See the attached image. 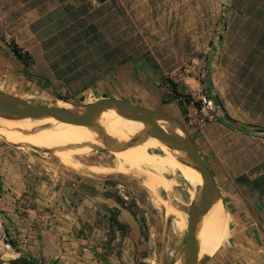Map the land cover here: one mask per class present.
I'll return each mask as SVG.
<instances>
[{
	"label": "rangeland",
	"instance_id": "rangeland-1",
	"mask_svg": "<svg viewBox=\"0 0 264 264\" xmlns=\"http://www.w3.org/2000/svg\"><path fill=\"white\" fill-rule=\"evenodd\" d=\"M133 1L142 3L134 15L129 14L126 36L86 37L83 44L90 49L84 50H28V76L21 72L13 74L17 68L7 62L10 49L0 50V91L28 103L55 105L62 101L79 107L95 101L93 96H75L62 86L76 89L89 78L101 83V79L109 77V71L122 69L128 72V79L115 95L122 94L129 102L179 119L200 147L207 165L218 172L263 171L264 0H129ZM11 30L0 24V39L8 48L16 43L9 34ZM194 57L200 61L192 63ZM65 78L71 81L63 84ZM187 79L190 85L185 87L182 82ZM203 85L208 87L211 98L220 103V110L216 108L218 118L210 120L214 121L211 126L205 129L208 121L198 130L188 122L186 108L189 101H195ZM139 87L145 92L143 96L142 92L133 91ZM99 95L95 91V96ZM160 121L166 120L157 119ZM67 125L73 139L47 141L58 145L53 149L37 146V139L27 146L0 134V224L2 220L9 224L4 212L19 210L23 214L25 209L36 207L60 222L59 202L69 197L71 183L79 173L85 179L84 186L104 183L107 194L127 196L123 200L137 215L146 236L153 229L163 231V236L157 235L159 240L163 239L161 248L178 251L186 236L190 202L198 194V187L193 189L185 179L186 168L170 169L159 175L155 189L151 190L145 184L146 167L141 172H122L114 153L99 148L103 142L95 137L105 138L112 130L82 133L73 124ZM144 129L142 125L139 131ZM65 152L71 161L64 162L56 155ZM150 152L163 154L158 148ZM257 164L259 168L250 171ZM225 217L228 224L226 213ZM4 232L0 225V253L4 250L3 241L15 240ZM211 251L212 246L208 248L209 254ZM205 258L210 255L200 258L199 264Z\"/></svg>",
	"mask_w": 264,
	"mask_h": 264
},
{
	"label": "crops",
	"instance_id": "crops-1",
	"mask_svg": "<svg viewBox=\"0 0 264 264\" xmlns=\"http://www.w3.org/2000/svg\"><path fill=\"white\" fill-rule=\"evenodd\" d=\"M140 3L129 0H0V24L12 29L9 34L15 37L16 43H23L25 46L20 47L26 51L84 50L90 49L83 44L86 37L126 36L129 14L134 15ZM6 49H10L8 44L0 39V50ZM7 62L17 68L13 74L22 73L23 66L12 52L8 54ZM121 70L109 71V77L101 79V83L96 78H89L76 89L71 85L61 88L72 91L75 96H93V100L102 97L127 100L122 94L115 95L128 79V72ZM70 81L65 78L63 84ZM182 83L185 87L190 85L188 79ZM139 89L133 91L138 90L143 96L142 87ZM95 91L101 95L95 96ZM107 91L111 93L102 94ZM213 100L219 107L220 103L215 98ZM213 123L209 121L205 129ZM196 148L205 161L200 147ZM259 165H254L250 171L258 169ZM207 166L217 185L228 224L226 220L214 252L208 254L210 258L203 264H264V170L250 174L218 172L212 165ZM84 183L85 179L78 173L71 183L69 197L59 202L57 215L60 222L37 207L27 208L23 214L19 210L4 212L9 217V224L2 220L0 225L9 237L16 240L18 249L3 241L0 264H8L20 255L29 256L38 264H52L54 261L57 264H172L179 258L184 242L178 251L176 248L162 249L163 239L159 240L157 235L163 236V231L153 229L146 236L137 215L123 200L127 196L119 194L124 201L122 204L109 193L107 195L104 183H94L93 186H84ZM111 210L117 211L116 218L124 231L110 222ZM176 251L177 256L174 255Z\"/></svg>",
	"mask_w": 264,
	"mask_h": 264
},
{
	"label": "bare ground",
	"instance_id": "bare-ground-1",
	"mask_svg": "<svg viewBox=\"0 0 264 264\" xmlns=\"http://www.w3.org/2000/svg\"><path fill=\"white\" fill-rule=\"evenodd\" d=\"M57 105L71 112H83L84 110L83 106L68 105V103L62 101L57 103ZM11 121L15 125H12ZM158 123L171 133L182 134L181 129L171 122L160 121ZM67 124L72 123L61 122L53 115L29 117L0 113V134L3 137L13 141H19L27 146H30L28 144L29 142L37 139L39 142H37V146L51 149L58 148V145H53L47 141L58 142L73 139L74 134ZM73 125L82 133L91 131L104 133L105 131L112 130L111 133L106 134L108 136L105 138L95 137L100 142H103L102 144L100 143L99 148L108 149L114 153L120 162L119 169L121 171L130 169L141 172V168L146 167L147 169L144 170L147 175L145 184L151 190L155 189L159 175L163 176V173L170 169L179 168L184 171L186 168V181L193 189L197 186L198 190L196 192H199L201 176L189 164L187 155L178 149L163 145L154 137H143L139 131L142 128V124L118 112L114 107L100 111L87 124ZM130 140H133V142L130 143ZM79 148L84 149L85 147L79 145ZM154 148L160 149L163 154H152L150 150ZM56 155L64 162L71 161L67 152ZM91 168L95 171L102 169L98 167ZM167 180V178L166 180L164 179L165 183L168 182ZM225 222V212L220 199L217 198L194 227L197 241V259L207 256L210 253L208 252V248L211 246L212 252H214V247L217 245L216 242L221 236ZM172 264H182L181 258L175 259Z\"/></svg>",
	"mask_w": 264,
	"mask_h": 264
},
{
	"label": "water",
	"instance_id": "water-1",
	"mask_svg": "<svg viewBox=\"0 0 264 264\" xmlns=\"http://www.w3.org/2000/svg\"><path fill=\"white\" fill-rule=\"evenodd\" d=\"M109 107H114L118 112L140 122L145 127L143 132H141L143 137H154L163 145L178 149L186 154L189 164L200 173L201 186L197 196L190 202L186 236L180 254L182 264H199L194 227L213 202L219 198V191L210 169L198 152L191 135L179 119L165 112L134 104L117 97H102L85 104L83 112H71L57 104L28 103L0 91V113H5L6 115L29 117L53 115L64 123L84 125L89 123L100 111ZM157 119H163L177 125L181 129L182 134L167 131L157 122ZM132 142L133 140L130 141V143ZM206 260L207 258L203 259L200 264L205 263Z\"/></svg>",
	"mask_w": 264,
	"mask_h": 264
},
{
	"label": "built area",
	"instance_id": "built-area-1",
	"mask_svg": "<svg viewBox=\"0 0 264 264\" xmlns=\"http://www.w3.org/2000/svg\"><path fill=\"white\" fill-rule=\"evenodd\" d=\"M192 63H198L200 60L197 57L192 58ZM216 105L210 96L208 87L203 85L202 90L195 99L191 100L187 105L188 122L193 124L196 129L201 130L210 120L217 119Z\"/></svg>",
	"mask_w": 264,
	"mask_h": 264
},
{
	"label": "trees",
	"instance_id": "trees-1",
	"mask_svg": "<svg viewBox=\"0 0 264 264\" xmlns=\"http://www.w3.org/2000/svg\"><path fill=\"white\" fill-rule=\"evenodd\" d=\"M10 50H11L13 56H15V58L18 61H21L24 64L23 65V68L21 69V71H22V73L25 76L26 75L28 76V72L26 71V67L29 65V61L31 60L30 53L28 51H26V50H23L20 46H18L14 42L10 44ZM218 108H220V104H219V107H217V109ZM110 195H112L113 197H115V200L117 202L123 204L124 201L120 198V196H114L113 194H110ZM128 209H130V208H128ZM116 216H117V211L111 210L110 222L112 224H114L121 231H124V228H123L122 224H120V222L117 220ZM4 230H5V234H7L6 229H4ZM6 241L15 250L18 249L15 240H13V239H7ZM8 264H38V263L33 258H31L29 256L20 255V256H18L15 259H11Z\"/></svg>",
	"mask_w": 264,
	"mask_h": 264
}]
</instances>
